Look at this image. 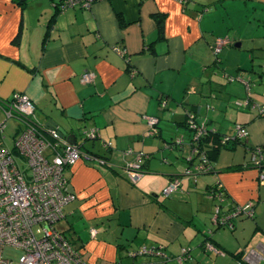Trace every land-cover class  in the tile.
Masks as SVG:
<instances>
[{
	"label": "crops",
	"instance_id": "1",
	"mask_svg": "<svg viewBox=\"0 0 264 264\" xmlns=\"http://www.w3.org/2000/svg\"><path fill=\"white\" fill-rule=\"evenodd\" d=\"M86 72L91 84L80 82ZM246 81L264 104V0H98L63 11L52 0H0V102L25 94L39 122L80 148L64 172L73 199L58 230L87 264H264V183L249 165L264 149V116L240 108ZM193 116L224 147L211 173L183 176L164 198L170 180L195 166L185 125ZM149 118L159 120L157 135ZM136 162L143 173L133 184L126 166ZM213 184L225 206H249L231 230L212 221ZM141 246L167 258L128 255Z\"/></svg>",
	"mask_w": 264,
	"mask_h": 264
},
{
	"label": "built area",
	"instance_id": "2",
	"mask_svg": "<svg viewBox=\"0 0 264 264\" xmlns=\"http://www.w3.org/2000/svg\"><path fill=\"white\" fill-rule=\"evenodd\" d=\"M66 10L75 6L89 7L98 0H57ZM221 44V43H220ZM221 45L215 48V54ZM120 54H125L121 50ZM95 74L86 72L81 76L82 84H91ZM5 119L20 121L17 136L13 140L12 150L5 146L3 135L5 123L0 124V264H87L71 241L58 232L54 225L64 217V207L73 199L68 191V180L64 175L67 168L81 157L80 148L58 130L52 129L37 120L36 106L25 94H15L11 101L0 106ZM157 118H149L150 136L156 132ZM195 129V127H194ZM198 135L204 132L200 127ZM248 133L238 129L237 137L246 138ZM96 131L87 133L88 139H94ZM131 152V150H129ZM264 150L256 148L251 154L249 165L258 171L259 180L264 183ZM21 160L22 165L18 164ZM207 171L204 164L185 170V175ZM128 179L135 184L142 176L139 162L126 166ZM180 185L178 179L170 182L162 191L164 198L176 191ZM247 208H236L229 216L249 215ZM228 216L224 222L230 219ZM41 230L38 237L35 227ZM12 248L20 252L16 261L5 258L3 250ZM131 258L152 257L166 259L162 247L141 246L128 254Z\"/></svg>",
	"mask_w": 264,
	"mask_h": 264
},
{
	"label": "trees",
	"instance_id": "3",
	"mask_svg": "<svg viewBox=\"0 0 264 264\" xmlns=\"http://www.w3.org/2000/svg\"><path fill=\"white\" fill-rule=\"evenodd\" d=\"M53 5L56 9V11H63L64 9L61 8V3L57 0H52ZM186 1L182 2V4H185ZM19 4V2H16ZM83 8L82 6H78ZM162 16L160 14L157 15V27H158V37L159 39L163 37V18H161ZM252 81H246L245 85H246V94L247 96L243 99V104L241 105L240 108L242 109H247V108H254L259 116H264V104L257 106L252 100L253 97L251 96L252 94V86L254 85V82ZM253 84V85H252ZM258 86H260V83H258ZM256 84V85H257ZM4 102H0V106H3ZM194 116L192 117V120L186 122V128H188L190 130V132H193V134H191L190 137V145L192 147V155L190 157V159L188 160V163L190 165H201L204 164L205 168L207 169V171L198 173V174H192L190 175L188 178H192V177H196V176H202V175H206L212 172V165L214 164V162H216L218 154L220 153L222 147H224V141L221 137L220 134H218L217 132H211L208 130H204L203 133H201L200 135H198V131H196L198 128H200L199 125L194 124L195 121L193 120ZM159 123V122H158ZM192 126V128H190ZM195 127V129H194ZM154 128L156 129V132L154 135L158 134V124H156L154 126ZM243 130H245V128L242 127ZM247 132V131H246ZM4 135V132H3ZM248 136V135H247ZM5 137V136H4ZM238 137L236 136V139ZM247 138V137H246ZM245 139V138H244ZM238 140H243V139H239ZM5 142V141H4ZM264 150V149H263ZM96 157H101V156H96ZM188 159V158H187ZM198 159L197 164H194V161ZM143 173V172H142ZM181 177L178 178H172L170 180V182H172L173 180L178 179L180 181V185H181ZM169 182V183H170ZM180 185L178 187V189L176 191L179 190ZM209 193L211 194V199L212 201H214L216 203V208L219 207V209H226V211L232 210L234 211L236 208H231L232 206L226 205L224 204V201L226 199V195L224 194L223 189L219 188L217 184H213L212 186H210L208 188ZM174 191V192H176ZM172 192V193H174ZM171 193V194H172ZM228 213H223V214H219L218 218L216 219V226L215 227H225L228 229H232V224L230 221H225L224 219L227 217ZM210 231L208 232L207 236L208 239L204 241V245H206L207 247H210L211 244V240L212 236L209 235ZM211 244V245H210ZM209 245V246H208ZM213 246V245H212ZM187 252L185 251L184 254H186Z\"/></svg>",
	"mask_w": 264,
	"mask_h": 264
},
{
	"label": "rangeland",
	"instance_id": "4",
	"mask_svg": "<svg viewBox=\"0 0 264 264\" xmlns=\"http://www.w3.org/2000/svg\"><path fill=\"white\" fill-rule=\"evenodd\" d=\"M5 123V128H4V136H5V146L12 150L13 148V140L14 138L17 136L18 131H19V125H20V121L14 118H10L8 120L5 119V115L3 114L2 110L0 109V124L1 123ZM19 165H22V161L18 160L17 161ZM58 222L54 225V228L60 232V233H64L60 230H58L59 226H58ZM36 235L39 237L41 235V230L38 227L34 228ZM3 256L5 258L11 259L13 261H16L18 259V257L20 256V252L12 249V248H5L3 250Z\"/></svg>",
	"mask_w": 264,
	"mask_h": 264
},
{
	"label": "water",
	"instance_id": "5",
	"mask_svg": "<svg viewBox=\"0 0 264 264\" xmlns=\"http://www.w3.org/2000/svg\"><path fill=\"white\" fill-rule=\"evenodd\" d=\"M17 1H24V0H17ZM184 1H186L185 3L190 2V0H184ZM184 1H183V2H184ZM47 125H49L50 127H53V128H54V124H53L51 121H49ZM58 132H59V134H60L62 137H63V136H66V132H65L62 128H59V129H58ZM67 139L70 141V137H68ZM70 142L74 143L72 140H71ZM226 212H227L226 210H222V209H219V207H217V208L215 209V213H213V214H214V217L212 218L213 223L216 221V219L218 218V215H219V214H223V213H226ZM207 234H208V233H207ZM207 234H205V238H204L205 240L208 239ZM205 240H204V241H205Z\"/></svg>",
	"mask_w": 264,
	"mask_h": 264
},
{
	"label": "bare ground",
	"instance_id": "6",
	"mask_svg": "<svg viewBox=\"0 0 264 264\" xmlns=\"http://www.w3.org/2000/svg\"><path fill=\"white\" fill-rule=\"evenodd\" d=\"M184 0H181V2H183ZM122 50V49H121ZM157 120H158V118H157ZM158 122H159V120H158ZM158 122H157V124H158ZM52 129H56V130H58L56 127H51ZM61 136V135H60ZM96 137H97V134H96ZM95 137V138H96ZM86 138H87V134H86ZM94 138V139H95ZM88 139V138H87ZM88 140H93V139H88ZM257 170V169H256ZM258 171V170H257ZM261 173V171H258V175ZM182 176H187V175H185V173L183 172V174H182ZM175 178H178V177H175ZM180 182V181H179ZM169 197V196H168ZM167 198V197H166ZM223 210V209H222ZM224 210H226V209H224ZM234 211H232L230 214H228L227 216L229 217L232 213H233ZM230 218V217H229ZM226 219V218H225ZM231 219V218H230ZM230 219H228L227 221H229ZM216 222V221H215ZM214 222V223H215Z\"/></svg>",
	"mask_w": 264,
	"mask_h": 264
}]
</instances>
